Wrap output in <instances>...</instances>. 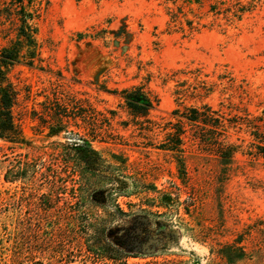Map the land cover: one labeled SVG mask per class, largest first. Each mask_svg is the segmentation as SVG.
Instances as JSON below:
<instances>
[{"label": "rangeland", "instance_id": "rangeland-1", "mask_svg": "<svg viewBox=\"0 0 264 264\" xmlns=\"http://www.w3.org/2000/svg\"><path fill=\"white\" fill-rule=\"evenodd\" d=\"M40 1L35 24L42 61L37 68L16 64L8 69L21 90L15 116L26 142L0 139V264H106L96 262L80 240L66 237L62 201L53 212L59 223L51 220L57 227L54 250H48L51 222L40 214L46 202L42 194L49 191L42 163L52 162L56 142L66 139L48 138L38 115L44 116L40 102L54 88L89 99L111 118L104 124H111L112 134L93 147L113 169L124 159L119 167L126 175L163 191L184 189L174 213L153 218L168 226L161 234L153 231L159 245L150 254L186 264H229L219 251L242 247L255 252L250 264L264 260L258 256H264V157L252 144L254 130L264 135V122L256 119L264 110V0ZM241 5L249 11L235 16ZM169 10L192 20L196 31L173 27ZM14 40L10 22L0 20V49ZM134 85H144L159 99L148 116L128 110L118 94ZM205 105L228 119L243 117L227 139L236 153L224 165L187 139V179L182 182L177 155L162 149L170 130L166 124ZM255 122L258 128L247 126ZM183 125L190 137L192 125L185 120ZM69 129L77 130L74 125ZM113 154L122 159L114 160ZM60 172L70 188L63 164ZM62 198L74 200L69 190ZM114 198L106 208L117 202L126 207L128 198Z\"/></svg>", "mask_w": 264, "mask_h": 264}, {"label": "trees", "instance_id": "trees-1", "mask_svg": "<svg viewBox=\"0 0 264 264\" xmlns=\"http://www.w3.org/2000/svg\"><path fill=\"white\" fill-rule=\"evenodd\" d=\"M238 2L241 3L240 0ZM41 7L40 0H0V20L10 22L15 32V40L0 49V139L12 144H23L26 136L15 116L21 90L9 79L8 69L16 64L37 68L41 63L38 27L35 24L41 15ZM248 7L241 5L236 12L239 14L234 15L240 17L249 11ZM168 13L173 27L183 32L196 31L192 20H182L172 10ZM29 94L30 90L25 95L29 97ZM51 94V97L46 95L45 100L40 102L44 116L38 115V119L41 127L48 130V138L63 137L66 141L56 142L58 149L52 154V162L42 163L45 170L41 172V176L49 191L42 194L46 202L40 208V214L46 217L47 224L51 222L52 238L47 243L51 248L48 250H54L57 227L51 220L57 218L59 223L58 216L55 217L53 212L62 201L60 218L65 223L66 237H71L72 240L75 238L85 244L86 250L96 262L103 260L106 264H133L130 263L132 258H150L143 264H186L185 261L177 259L160 260L158 256L150 254L159 245V239L153 231L158 235L165 232L168 226L167 222L155 221L153 218L174 213L184 189L178 187V192L175 193L163 191L154 184L142 182L137 176L126 175L119 167L124 166L125 160L117 154H113L112 158L122 159L117 160L121 165H117L118 170L113 169L114 165L108 163L106 156L93 147V142H106V137L112 134L111 124H104L111 118H107L89 99L82 98L77 93L54 88ZM118 94L128 110L142 116H148L159 104L157 96L144 85L124 88ZM187 111L180 116L177 123L167 122L166 129L170 130L162 144V149L177 155V167L182 182L187 179L184 159L187 139L201 150L219 157L224 165L228 164L237 148L227 140L229 131L235 127V123H239L237 118H243L238 115L225 118L219 110L208 105L203 108H189ZM35 114L38 112L35 111ZM256 119L264 122V110L263 116ZM184 120L192 125L190 137L183 125ZM71 125L77 130H70ZM247 126L255 129L259 124L255 122ZM254 131L252 144L257 149L256 153L264 157V135L258 130ZM62 164L67 178H70V188L60 172ZM8 173L5 176L7 180ZM68 190L74 200L62 198ZM114 195L128 198L124 202L126 207L117 202L113 205L114 208L107 209L109 202L117 201ZM185 211L189 213L186 208ZM241 248H222L219 254L229 264H250L255 252L248 253ZM252 264H264V260Z\"/></svg>", "mask_w": 264, "mask_h": 264}]
</instances>
